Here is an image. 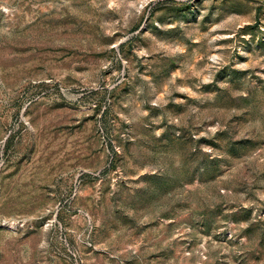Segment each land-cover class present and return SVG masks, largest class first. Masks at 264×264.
<instances>
[{"label": "rangeland", "instance_id": "rangeland-1", "mask_svg": "<svg viewBox=\"0 0 264 264\" xmlns=\"http://www.w3.org/2000/svg\"><path fill=\"white\" fill-rule=\"evenodd\" d=\"M0 264H264V0H0Z\"/></svg>", "mask_w": 264, "mask_h": 264}]
</instances>
